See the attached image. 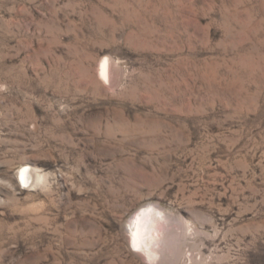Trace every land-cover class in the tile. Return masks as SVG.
Here are the masks:
<instances>
[{
    "label": "rangeland",
    "instance_id": "1",
    "mask_svg": "<svg viewBox=\"0 0 264 264\" xmlns=\"http://www.w3.org/2000/svg\"><path fill=\"white\" fill-rule=\"evenodd\" d=\"M144 207L264 264V0H0V264H149Z\"/></svg>",
    "mask_w": 264,
    "mask_h": 264
},
{
    "label": "bare ground",
    "instance_id": "2",
    "mask_svg": "<svg viewBox=\"0 0 264 264\" xmlns=\"http://www.w3.org/2000/svg\"><path fill=\"white\" fill-rule=\"evenodd\" d=\"M110 59L102 62L100 73L107 80L110 76ZM21 178L28 183L32 177V170L28 166L21 168ZM20 184L21 180L19 181ZM172 227L170 232L166 227ZM174 225L169 216H163L155 208L144 207L131 221L128 227L132 249L149 264H163L168 258V242L172 237ZM170 244V243H169ZM166 253V255H165Z\"/></svg>",
    "mask_w": 264,
    "mask_h": 264
}]
</instances>
